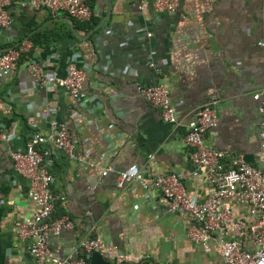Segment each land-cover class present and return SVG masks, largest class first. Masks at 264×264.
Instances as JSON below:
<instances>
[{
    "label": "crops",
    "instance_id": "obj_1",
    "mask_svg": "<svg viewBox=\"0 0 264 264\" xmlns=\"http://www.w3.org/2000/svg\"><path fill=\"white\" fill-rule=\"evenodd\" d=\"M26 1L9 0L13 22L0 32V52L25 48L17 69L0 78V131L14 126L15 133L9 142L0 140V264H34L28 243L13 232L17 220L32 215L33 204L28 182L14 171L8 153L23 151L34 134H48L52 119L63 123L77 142L75 158L49 152L51 190L66 198L52 217L66 214L74 223L73 231L51 240L61 257L76 260L81 241L90 237L111 248L106 259L111 264L141 259L216 264L213 247L206 255L188 238L195 225L191 216L168 211L156 191L118 188L116 172L145 168L152 174L176 173L188 195L206 200L210 188L190 158L184 135L196 112L213 98L217 125L207 143L227 154L226 164L250 155L247 164L259 166L260 117L253 96L264 90V0H179L174 15L155 14L143 0H87L90 23H97L89 32L77 30L63 13L54 17L22 6ZM74 52L88 69L83 102L62 89L27 92L33 87L28 58L64 77ZM137 84L164 85L180 125L163 123L160 112L137 93ZM46 104L56 114L41 115ZM116 254L128 258L120 263Z\"/></svg>",
    "mask_w": 264,
    "mask_h": 264
},
{
    "label": "built area",
    "instance_id": "obj_2",
    "mask_svg": "<svg viewBox=\"0 0 264 264\" xmlns=\"http://www.w3.org/2000/svg\"><path fill=\"white\" fill-rule=\"evenodd\" d=\"M142 4H150L155 14L174 15L179 0H143ZM8 5L9 0H0V32L8 29L13 22L7 12ZM21 5L35 11L45 10L54 17L63 13L78 21H90L93 15L87 0H29ZM138 33L146 38L152 37L150 32L142 29ZM24 52L23 45L0 52V78L9 76L17 69ZM79 62V54L74 52L67 61L65 76L59 77L46 72L43 64L35 58H28L27 71L33 87L27 88V92L35 88L49 93L62 89L76 101L83 102V86L88 69ZM149 66L154 68L152 63ZM137 93L160 112L163 123L175 127L180 125L164 85L137 84ZM263 96L264 90L253 96L258 102L260 117L258 138L262 159L259 166L247 164L242 157L233 158L230 164H226L227 154L207 143V135L217 125L215 98L201 107L187 124L184 144L190 149L193 164L203 174L210 188V194L203 202L187 194L176 173L152 174L145 168L116 172L118 188L135 186L146 193L156 191L162 196L168 211L191 216L195 225L188 229V238L201 247L206 255L211 254L213 247L219 256L216 264H264ZM56 112V108L48 104L39 110L43 116L54 115ZM71 115L75 121L79 119L76 112ZM49 126L48 134H34L23 151L10 150L8 153L14 171L28 182L27 196L33 204L32 215L28 219L17 220L13 232L20 241L28 243L27 252L34 264H89L93 253L109 259L111 248L106 247L98 238L83 239L76 260L61 257L58 249L51 245L52 239L65 231H73L74 223L66 214L52 217L56 205L65 202L66 198L51 190L54 178L50 172L52 160L49 152L52 149L75 158L77 142L71 138L63 123L52 119ZM14 135L13 126L9 130L0 131V140L9 142ZM85 155L88 156L89 151ZM108 170L113 171L111 168ZM127 258L123 254H116L120 263ZM136 264L162 263L159 260L141 259Z\"/></svg>",
    "mask_w": 264,
    "mask_h": 264
},
{
    "label": "water",
    "instance_id": "obj_3",
    "mask_svg": "<svg viewBox=\"0 0 264 264\" xmlns=\"http://www.w3.org/2000/svg\"><path fill=\"white\" fill-rule=\"evenodd\" d=\"M109 3H110V1H109ZM104 20H105V19H104ZM104 20H103V21H104ZM65 21H67L68 23L72 24V20H71V19H65ZM103 21H101V22H100V23L94 28L93 32H94V31H97V30L100 28V26L102 25ZM80 39H81V38H80ZM244 161H245L246 163H250V162H251V156H250V155L245 156ZM89 264H111V263H110L108 260L103 259L99 254H97V253H93V254L91 255V258H90Z\"/></svg>",
    "mask_w": 264,
    "mask_h": 264
},
{
    "label": "trees",
    "instance_id": "obj_4",
    "mask_svg": "<svg viewBox=\"0 0 264 264\" xmlns=\"http://www.w3.org/2000/svg\"><path fill=\"white\" fill-rule=\"evenodd\" d=\"M73 22H74V26L77 30H83V31H86V32H89L90 30L93 29V27L97 24L96 22H92V18L90 21H78V20H75V19H72ZM35 45V43H34ZM19 45L15 48H18Z\"/></svg>",
    "mask_w": 264,
    "mask_h": 264
}]
</instances>
